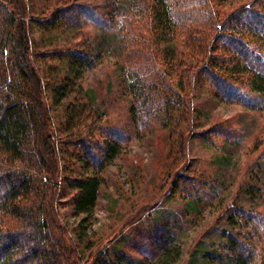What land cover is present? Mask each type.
<instances>
[{
  "label": "rangeland",
  "instance_id": "obj_1",
  "mask_svg": "<svg viewBox=\"0 0 264 264\" xmlns=\"http://www.w3.org/2000/svg\"><path fill=\"white\" fill-rule=\"evenodd\" d=\"M252 1L225 0L220 9L231 11ZM149 3L23 1L30 58L45 85L52 129H64L74 108L80 115L75 120L79 134L115 141L119 149L100 170L95 165L87 169L101 185L91 219L83 223L84 216L74 211L76 192L63 182L83 174L82 167L70 158L76 156V146L62 145L66 170L56 192L55 225L79 264H94L96 256L103 264H232L224 253L222 232L239 235L226 219L240 207L263 216L258 223L245 215L249 228L241 235L258 251L255 264H264V98L257 108L229 103L203 76L196 80L181 117H140L138 107L131 113L135 100L125 65V40L144 29ZM88 6L98 23L90 19ZM73 8L72 15L63 13ZM170 27L150 51L162 65H156L147 79L175 87L186 52L183 28ZM73 45L90 52L95 64L77 77L65 59L52 54ZM218 123L225 131L206 137L207 129ZM53 133L58 142L65 140Z\"/></svg>",
  "mask_w": 264,
  "mask_h": 264
},
{
  "label": "trees",
  "instance_id": "obj_2",
  "mask_svg": "<svg viewBox=\"0 0 264 264\" xmlns=\"http://www.w3.org/2000/svg\"><path fill=\"white\" fill-rule=\"evenodd\" d=\"M23 1L0 0V264H79L66 246L63 231L55 225L56 192L66 170L65 164L62 167V145L76 146L77 154L70 158L82 167L83 174L62 179L76 192L74 211L84 216L85 223L91 219L101 185L96 175L86 173L87 169L95 165L100 170L115 158L118 144L79 134L75 120L80 115L74 108L64 129H52L45 85L30 58L32 42ZM224 1L150 0L145 6L144 29L131 32L125 40V65L135 100L131 113L138 107L140 117L157 113L166 119L181 117L187 113V97L196 80L203 76L229 103L250 108L263 103L264 0L231 11L220 9ZM86 9L91 12L90 19L98 23L94 10ZM64 12L70 16L75 8ZM55 17L53 14L51 18ZM170 24L183 28L181 41L186 52L176 72L175 87L147 79L156 65H162V59L156 62V55L154 59L150 51L161 44ZM52 54L65 59L76 77L95 65L90 52L75 45ZM53 130L65 140L58 142ZM224 131L225 126L218 123L207 129L206 137ZM245 215L258 223L263 219L260 212L254 214L240 207L227 217V225L239 233L222 232L226 238L224 253L232 264L258 261V251L241 235L249 228L243 220ZM103 262L96 256L94 264Z\"/></svg>",
  "mask_w": 264,
  "mask_h": 264
}]
</instances>
